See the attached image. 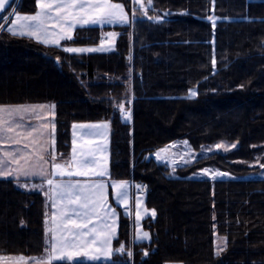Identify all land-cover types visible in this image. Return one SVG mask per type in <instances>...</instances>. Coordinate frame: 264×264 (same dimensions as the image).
Listing matches in <instances>:
<instances>
[{
	"label": "trees",
	"instance_id": "trees-1",
	"mask_svg": "<svg viewBox=\"0 0 264 264\" xmlns=\"http://www.w3.org/2000/svg\"><path fill=\"white\" fill-rule=\"evenodd\" d=\"M114 1L130 20L135 7L136 20L79 26L59 46L1 32L0 104L55 105V145L63 157L72 149L73 124L110 125L112 177L145 182L146 205L156 213L143 220L151 239L136 241L131 217L121 211L115 247L123 243L134 258L113 260L264 264V178L251 177L264 153V0H152L147 16L132 0ZM36 6L20 0L16 10L32 13ZM111 31L112 49L63 50L99 46ZM121 103L131 112L127 122L115 111ZM221 140L238 146L212 149ZM179 142H187L190 161L172 169L156 158ZM205 168L229 175L212 179ZM45 220L42 193L0 178V255L41 257Z\"/></svg>",
	"mask_w": 264,
	"mask_h": 264
},
{
	"label": "snow or ice",
	"instance_id": "snow-or-ice-1",
	"mask_svg": "<svg viewBox=\"0 0 264 264\" xmlns=\"http://www.w3.org/2000/svg\"><path fill=\"white\" fill-rule=\"evenodd\" d=\"M9 0H0V11H3ZM141 8H144L141 0H136ZM38 11L32 15H15V21L12 28L8 31L14 36H29L35 38L38 42L46 45L61 44V41H71L73 39V29L77 26L86 25H128L136 20L135 12H133L132 20L129 19L128 13L125 11L123 4L111 3L110 0H36ZM14 13H9L13 15ZM144 16H147V9L144 10ZM150 20L159 21V17H148ZM211 19V18H209ZM50 22H55L50 25ZM50 27L55 30H50ZM215 27V22H213ZM116 33H107L105 40L107 46L111 47L114 43ZM105 40L101 41L100 47H66L63 50L70 54L100 52L105 49ZM215 59L212 64L215 66ZM189 95L195 97L196 92L190 91ZM54 109L55 105H19V106H0V138H8L14 143L19 144L18 134L14 133L13 128L6 126L11 123L13 115H23L32 112L37 114L38 118L42 116L46 109ZM115 111L121 114L125 119H130L131 112L123 103L115 106ZM4 114H7L9 120L5 121ZM54 115V112H53ZM107 123L73 125L74 129H80L86 135H101L103 130L107 129ZM54 130L48 132L47 124H42L36 131V136L43 137L45 134L52 135L51 141L40 140L38 143L32 141L29 156H23L20 160L11 158V163L16 167L3 170L4 160L0 159V177L15 175L16 177H39L43 183L33 188L43 189L47 185L48 192L51 193L53 200L52 207L55 211L51 216L52 227L46 228V234L49 235L45 255L40 258L33 257V264H54L56 261H62L64 264H76L80 259L85 261H98L100 259L110 262V264H122L121 260H113L114 255L123 257L132 256V252L126 250L123 243L119 248L113 249L112 242L117 238V213L115 209L108 204L107 188L108 183L104 179H89L85 182L79 180L73 182L65 181V176L79 177H99L104 178L109 175L106 158L105 163H100L96 157V153L100 151L98 145H94L87 149V159L82 155L80 160H76V148L73 147V160L76 161L75 171H66L64 166L56 163V155L54 152L49 153L51 160V171H49V160L44 159L40 154L46 152L45 145L54 146ZM31 136V133H29ZM75 145V140L73 141ZM91 144L92 142H86ZM187 143V142H185ZM175 145H173L174 147ZM27 148L28 145H25ZM217 149L223 148V145L217 144ZM235 148L236 145H231ZM227 151V148H223ZM167 149H161L156 152V158L165 159L164 153ZM11 153L5 152L4 158L11 157ZM264 167V166H262ZM203 174L211 176L212 179L229 175L223 172H210L209 169H202ZM57 177L60 179L58 180ZM128 182L115 181L111 183V187L115 192L117 202L123 203L127 209L128 200ZM24 187H27L25 185ZM138 189L140 185L136 186ZM136 220L142 218V212L147 213V209L142 208L141 200L138 198L136 202ZM153 209L151 215L155 216ZM75 217V218H74ZM95 218V223H93ZM150 239L149 233L146 231H138L135 237L137 241ZM147 256V252L144 253ZM219 255V252H217ZM5 259L0 257V260ZM17 264H24L26 258L23 256L11 258Z\"/></svg>",
	"mask_w": 264,
	"mask_h": 264
},
{
	"label": "crops",
	"instance_id": "crops-1",
	"mask_svg": "<svg viewBox=\"0 0 264 264\" xmlns=\"http://www.w3.org/2000/svg\"><path fill=\"white\" fill-rule=\"evenodd\" d=\"M108 33H110V32H108ZM114 33H116V32H114ZM100 46L101 45H99L97 47H100ZM106 50L107 49H104V51H106ZM19 105H26V106H29V105H46V106H51L53 104L50 102H28V103L3 104V105L0 104V106H19ZM53 112H54V115H53ZM4 119H5V121L9 120L7 114H4ZM11 121L12 122L7 123L6 126L13 128L14 133L18 134L19 139H20V143L16 144L12 140H10L6 137L0 138V159L5 161L4 162V168H3V170H5V171H7L9 168L14 169L16 167V165L11 163L12 157H14L17 160H20L21 157H23V156H29L30 149L32 147V143H31L32 141H35L38 143L40 140H48V141L52 140V138H53L52 135L45 134L43 137H38V136H36V131H34V130H38L39 126H41L42 124H47L48 132L52 131V125L53 124L55 125V108L54 109H50V108L46 109L45 111H43L42 116L40 118H38L37 114L32 113V112H28V113H24L23 115H13L11 117ZM83 123L100 124V123H105V122H83ZM107 125H108V128H110V125L108 123H107ZM110 132H111V129H110ZM29 133H31V136L29 135ZM110 138H111V133H110V137L108 140L109 141V149H110ZM54 139H55V130H54ZM73 141L74 140H73V127H72V149L74 146ZM25 145H28V147L26 148ZM45 147L47 148V151L42 152L40 154L44 157V159L49 160V171H51V160H50L49 153H51V152L55 153L56 152L55 144H54V146L45 145ZM72 149H71V152H72ZM5 152L11 153L12 154L11 157L4 158ZM110 159H111V151H110V158H108V160H107L108 161L107 162V169H108L109 175L107 177H104V178L92 177L91 179H95V180L104 179L108 183V188H107L108 204L110 207L115 209V211L117 213V220H118L117 237H118L119 232H120L121 211H123L125 213H126V211H125L124 204L116 201L115 192H114V189L111 187V183L115 182V181H127L128 185H129L128 186V196H131V194H132V196H133L132 200H135V198H136L135 194L137 193L136 192L137 189L134 188L135 186H134V180L133 179L119 180V179H115L112 177L111 168H110ZM60 160H61V157L59 158L57 156L56 157V163H59L62 165V162ZM0 178L1 179H15L17 181H33L36 183H43V181L39 177H24V176L16 177L15 175H8V176H2ZM57 179L59 180L60 178L57 177ZM63 179L65 181L71 180L73 182H75L77 180H79L81 182H85L86 180H89V179H85V178L79 177V176H73V177L65 176V177H63ZM45 188H46V189H44L45 192H48L49 190L47 188V185H45ZM37 192L42 193L44 198H45V203H46L45 229L50 228L53 226L51 223V216H52V213L55 211V209H53V207H52L53 200L51 198V193H49V195H48L49 197H47L48 198V200H47L46 195L44 194L45 193L44 191H38L37 190ZM140 193H142V192H140ZM93 223H95V218H93ZM132 226H133V224H132ZM48 239H49V235L46 234V241ZM116 239H114L112 242L113 249H116V247H115V240ZM133 240H135L134 234H133ZM43 255H45V253ZM0 257L5 258V259L0 260V264H17V262L11 258L20 257V256L0 255ZM23 257L26 258V261L24 262V264H33V261L31 260V258H33V257H26V256H23ZM114 257H115V255L112 257V259ZM36 258H40V257H36ZM78 261H85V260L82 258ZM99 261H105V260L100 259L98 261H89V262H99Z\"/></svg>",
	"mask_w": 264,
	"mask_h": 264
},
{
	"label": "rangeland",
	"instance_id": "rangeland-1",
	"mask_svg": "<svg viewBox=\"0 0 264 264\" xmlns=\"http://www.w3.org/2000/svg\"><path fill=\"white\" fill-rule=\"evenodd\" d=\"M19 2H20V0H16L14 5H13V7L11 8V10H9V13H14L13 15L10 16L9 13H8V14H6V16L3 17V19L2 18L0 19V34L4 30L8 31L9 28H12L13 22L15 21V15H32V14H35V12L38 11V8L36 6V10L34 12H32V13H20V12H18L19 8H17V10H16V7H17ZM110 2L111 3L123 4L121 2H117V1H114V0H110ZM141 3H143L144 8H141L140 4L136 3V0H132V4L134 6H136L138 9L142 10V11H144L145 9H147L148 7H150L152 5V0H141ZM123 6H124L125 11L128 13V16L130 17L128 9L125 7L124 4H123ZM132 8H133L132 11L137 12L135 7H132ZM54 23L55 22H50V25L54 24ZM103 26H106V25H103ZM111 26H113V25H111ZM78 27L79 26H77L75 29H73V33H72L73 36H74L75 30ZM50 30H55V29H52L50 27ZM111 32L114 33V31H111ZM105 33H107V32H105ZM112 39H114V43L112 44L111 47H108L107 46V41H105V49L108 50V49L114 48L115 42H116V36L114 38H112ZM60 45H63V41H61ZM64 47H67V46L65 45ZM72 47L88 48V47H92V46H72ZM193 90L196 92V95H197L196 88H192L190 91H193ZM190 97H192V96H190ZM123 119H124L125 122H127V121H129L131 119V117H130V119H125V118H123ZM87 124H95V123H76L74 125H87ZM100 124H102V123H100ZM110 133H111L110 132V128H108V127H107V129L103 130L101 135H86L80 129H74L73 128V140H75V145L74 146L76 148V160L78 161V160L81 159L82 150H83V153H84V158L87 159V155H86L87 149L89 147L94 146V145H98L99 148H100V151H98L96 153V157H97L98 161L100 163H102V164L105 163L104 158H106V164H107V162H108L107 160H108V158H110V149H109V141H108L109 137H110ZM89 141H91L92 143L91 144L86 143V142H89ZM217 144L223 145V148H227L228 150L233 149L231 147V145H233V144L236 145V147L238 146L237 142L230 141V140H221ZM217 144H215L212 147V149L224 151L223 148L217 149L215 147ZM174 145H175L174 147H173V145H170V146L166 147L167 152L164 153L165 159H163L165 162H168L171 165L172 169H174L181 162H187V161H190V159H191V155H190L191 149H189L187 143L179 142V143L174 144ZM55 150H56V145H55ZM55 155H56V157L57 156L59 158L61 157L60 161L62 162V165L64 166L66 171H75L76 170V161L73 160V149H72V152L68 156H65V157L60 156L57 153V151L55 152ZM256 163H257V166H259L260 170L258 172H256L255 174L251 175V177L255 176V177L264 178V167H262V166H264V153H261L260 159H258V161ZM73 176H70V177H73ZM83 178L91 179V178H88V177H83ZM137 183H138L137 181H134V186H135L134 188H136V189H138L136 187ZM18 184H19V186L21 188H23L25 190H28V191H37L38 190V191H44L45 192L44 189H46L45 187L43 189L33 188L32 187L33 184H36V185L41 184V183H36V182H33V181H18ZM25 185H27V187H24ZM135 195H136L135 200H132V198H133L132 194H131V196H128L127 209H125L126 213L128 215H130V217H131V221H132L133 228H134L133 229L134 237H136L138 231L142 230V231L148 232L149 236H150V239H151V232H150V230H148L144 226L143 220L147 216L151 215V212H152L153 209L147 207V205H146V202H145L146 193L145 192H143V193H140V192L138 193L137 192ZM47 197H49V196H46V199L48 200ZM138 198L141 200L142 208H145V209L148 210L147 213H143L142 212V218L139 220V222H137L136 215H135L136 211H137L136 202H137ZM150 239H147V240H150ZM143 241H146V240H143ZM131 252H132L131 258L133 259L134 258V256H133L134 255V250H132ZM124 256H125L124 257L125 259L126 258H128V259L130 258V257H127L126 255H124ZM167 264H183V263H180V262H169Z\"/></svg>",
	"mask_w": 264,
	"mask_h": 264
},
{
	"label": "built area",
	"instance_id": "built-area-1",
	"mask_svg": "<svg viewBox=\"0 0 264 264\" xmlns=\"http://www.w3.org/2000/svg\"><path fill=\"white\" fill-rule=\"evenodd\" d=\"M124 118V117H123ZM136 185H140L141 187L137 189V192H146L147 191V185L145 182H138Z\"/></svg>",
	"mask_w": 264,
	"mask_h": 264
},
{
	"label": "water",
	"instance_id": "water-1",
	"mask_svg": "<svg viewBox=\"0 0 264 264\" xmlns=\"http://www.w3.org/2000/svg\"><path fill=\"white\" fill-rule=\"evenodd\" d=\"M15 1L16 0H9V3L6 5L5 9L3 11H0V16L7 12L13 6Z\"/></svg>",
	"mask_w": 264,
	"mask_h": 264
}]
</instances>
